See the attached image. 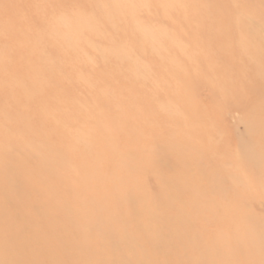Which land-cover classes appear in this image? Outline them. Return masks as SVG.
<instances>
[{"label": "rangeland", "instance_id": "rangeland-1", "mask_svg": "<svg viewBox=\"0 0 264 264\" xmlns=\"http://www.w3.org/2000/svg\"><path fill=\"white\" fill-rule=\"evenodd\" d=\"M0 264H264V0H0Z\"/></svg>", "mask_w": 264, "mask_h": 264}]
</instances>
